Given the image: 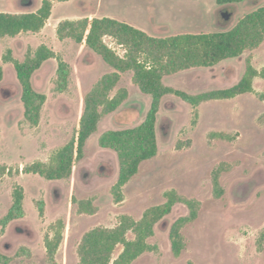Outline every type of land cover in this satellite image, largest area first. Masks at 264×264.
<instances>
[{"label": "rangeland", "instance_id": "obj_1", "mask_svg": "<svg viewBox=\"0 0 264 264\" xmlns=\"http://www.w3.org/2000/svg\"><path fill=\"white\" fill-rule=\"evenodd\" d=\"M31 1L33 4L30 5ZM43 0H0V13H26L41 7ZM53 2V13L40 33H23L0 40V65L5 71L0 83V221L12 206V193L19 185L25 191L24 218L0 225V253L9 264H46L44 239L51 224L65 223L58 264H79L78 246L83 235L95 228H113L122 215L139 220L146 209L163 204L165 193L201 203L198 219L183 230L186 249L180 257L172 253L170 230L173 223L188 216L183 204L157 227L148 252L134 264H264V79L254 81L255 93L231 100L211 101L195 109L174 95L162 99L157 119L158 155L144 162L139 173L125 186L124 201L115 203L112 187L120 165L117 154L99 145L102 134L140 125L146 118L151 97L133 82V72L122 74L112 96L119 89L129 93L126 102L104 116L98 131L88 141L85 156L66 180L47 181L22 170L34 162H47L76 134L85 108V97L93 86L113 70L84 44L60 40L57 27L64 20L109 17L128 23L153 37L182 33H213L233 28L246 14L264 6V0L219 3L218 0H71ZM228 16V18H226ZM109 47L123 56L112 38ZM46 45L71 66L67 90H56V60L44 63L32 79L35 90L47 96L39 126L24 117L22 88L13 64L5 63L8 51L23 61L29 51ZM264 67V42L240 58L212 68H195L164 77L166 86L189 94L224 89L238 83L247 60ZM195 121V123H194ZM223 133L230 138L211 136ZM180 146V149L178 148ZM221 164L228 170L220 178L223 195L215 196L213 172ZM77 202L93 200L97 212L79 214ZM45 204L44 216L37 203ZM132 238L130 234L128 236ZM119 246L116 256L121 252Z\"/></svg>", "mask_w": 264, "mask_h": 264}, {"label": "trees", "instance_id": "obj_2", "mask_svg": "<svg viewBox=\"0 0 264 264\" xmlns=\"http://www.w3.org/2000/svg\"><path fill=\"white\" fill-rule=\"evenodd\" d=\"M59 3L71 0H56ZM245 0H218L219 3H242ZM53 13V2L43 0L36 11L26 13H0V40L15 38L23 33H40L48 24ZM60 40L72 39L77 44H84L98 55L113 71L104 75L85 97V108L75 136L62 148L55 151L47 162H34L22 172L26 175H37L47 181L69 179L74 167L85 156L89 139L98 131L99 123L104 116L115 113L128 99L126 89L112 93L121 81L122 74L133 72V82L140 90L151 97V107L145 120L138 126L125 130H111L102 134L99 145L114 151L119 160L120 171L117 182L112 187L115 203L124 201L125 186L139 173L141 165L155 158L159 152L157 136V119L162 99L174 95L195 109L211 101L231 100L239 96L255 93L254 81L264 79V67L257 70L247 60L246 71L235 85L224 88L189 94L182 90L166 86L164 77L195 68H212L224 61L240 58L247 51L258 49L264 42V6L246 14L231 29L213 33H182L168 37H153L145 31L119 20L103 18H82L79 20L61 21L57 27ZM112 38L124 54L119 55L109 47L105 38ZM56 60V90H67L71 77V66L55 51L46 45L29 51L23 61H19L8 51L3 56L5 63L13 64L18 81L22 88L21 101L24 106V117L33 127L41 122L42 109L47 96L37 92L33 86V76L45 62ZM5 71L0 65V83L4 80ZM264 100V94L259 95ZM195 123V121H194ZM213 137L230 138L223 133H213ZM180 149V146H178ZM228 170L226 164L219 165L213 172L215 196L220 198L223 189L220 185L222 174ZM0 168V173H6ZM13 202L7 214L0 221L2 230L15 220L25 217V191L17 185L12 193ZM163 204L145 210L139 220L129 215H122L113 228L98 227L86 232L78 246L79 264H134L139 258L157 248L150 244L156 227L169 216L178 204L185 205L188 216L177 219L170 230L172 253L180 257L186 249L183 230L199 217L201 203L182 197L177 191L165 193ZM79 214L93 215L97 207L93 200L77 202ZM39 215L44 216L45 204L37 203ZM65 223L62 219L51 224L45 236L46 264H58L57 254L63 243ZM132 238H129V235ZM264 232L258 239L262 250ZM121 252L116 256L118 247ZM10 258L0 253V264H9Z\"/></svg>", "mask_w": 264, "mask_h": 264}, {"label": "water", "instance_id": "obj_3", "mask_svg": "<svg viewBox=\"0 0 264 264\" xmlns=\"http://www.w3.org/2000/svg\"><path fill=\"white\" fill-rule=\"evenodd\" d=\"M32 4H33V1H31L30 5H32ZM226 18H228V16Z\"/></svg>", "mask_w": 264, "mask_h": 264}, {"label": "crops", "instance_id": "obj_4", "mask_svg": "<svg viewBox=\"0 0 264 264\" xmlns=\"http://www.w3.org/2000/svg\"><path fill=\"white\" fill-rule=\"evenodd\" d=\"M36 11V10H35ZM33 12V11H32ZM9 13V12H8ZM92 19V18H91Z\"/></svg>", "mask_w": 264, "mask_h": 264}]
</instances>
